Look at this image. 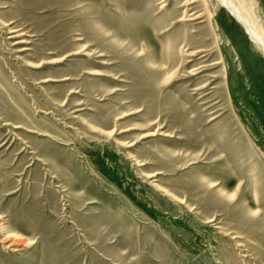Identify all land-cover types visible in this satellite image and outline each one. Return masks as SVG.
<instances>
[{"label": "rangeland", "instance_id": "1", "mask_svg": "<svg viewBox=\"0 0 264 264\" xmlns=\"http://www.w3.org/2000/svg\"><path fill=\"white\" fill-rule=\"evenodd\" d=\"M0 264H264V57L215 0H0Z\"/></svg>", "mask_w": 264, "mask_h": 264}, {"label": "bare ground", "instance_id": "2", "mask_svg": "<svg viewBox=\"0 0 264 264\" xmlns=\"http://www.w3.org/2000/svg\"><path fill=\"white\" fill-rule=\"evenodd\" d=\"M215 1L219 5V7L224 9L230 15V17L242 28L243 32L247 36L250 43L254 47H256L259 51H261L264 57V35H262L256 29L255 24L251 19L250 15L247 14L242 7L235 5L231 0H215ZM240 171L243 172V170ZM244 173L245 172H243V174ZM241 175L242 174H240L239 177H241Z\"/></svg>", "mask_w": 264, "mask_h": 264}]
</instances>
